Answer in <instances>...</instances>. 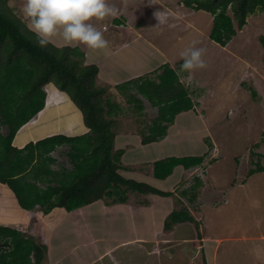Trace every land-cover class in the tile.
<instances>
[{
	"label": "rangeland",
	"instance_id": "374dc122",
	"mask_svg": "<svg viewBox=\"0 0 264 264\" xmlns=\"http://www.w3.org/2000/svg\"><path fill=\"white\" fill-rule=\"evenodd\" d=\"M184 1L108 0L119 10L118 14L122 10L128 15L123 20L124 26L116 22L123 34L131 24L136 28L135 33L142 31V38L122 47L115 57L110 56L115 74L110 76L103 70L104 78L116 81L136 70L146 77L150 72H144L161 61L160 54L172 59L171 67L180 71V51L193 41L197 42L196 47L207 50L204 56L207 67L195 70L191 74L193 83L188 86L197 107L178 114L175 121L168 124L164 138L148 144L141 142L142 131H148L147 126L160 111L139 93L135 84L123 90V86L102 84L98 76L96 81L105 89V108L110 109L109 100L118 105L108 116L114 119V146L124 150L120 159L124 168L120 172L128 178L173 190V195L156 197L127 187L113 193L112 189L103 200L83 207L82 212L59 223L61 229L56 234L49 236L47 229L39 234V242L43 243L41 237L50 242L45 258L47 264H83L92 260L93 264H114V258L119 264H206L204 256L207 264H264V169L258 170V166L264 167V43L261 39L264 10L250 14L236 36L221 45L210 37L213 15L206 10H196ZM10 5L12 11L22 17L23 0H9ZM156 11L167 14L165 24L156 26L158 21L153 15ZM228 13L232 14L230 8ZM119 18H123L122 14ZM114 19H93L91 23L103 34H111L119 30L113 26ZM106 24L113 27L103 31ZM54 38L63 41L60 36ZM115 41L121 42L120 38ZM129 59L142 61L131 68ZM80 61L83 62V58ZM181 74L183 79L189 75ZM47 89L51 96L61 97L56 89ZM132 94L142 98L143 109L129 100ZM59 101L61 103L49 111L54 129L65 128L68 134H79L81 121L71 125L72 109L63 107L62 101L68 102L64 97ZM74 116L75 120L79 119ZM38 120L42 122L43 118ZM77 125L79 127L75 128ZM208 148V155L200 166L188 170L178 166L163 179L154 175L157 160L202 154ZM70 149L71 143L59 148L56 152L59 163L72 162L68 155ZM82 154L79 149L81 159ZM122 198L126 201L122 202ZM126 205L136 211L124 213L121 208ZM181 208L188 209L195 221H182L184 223L165 228V221H170L173 211ZM145 214L146 220L142 217ZM57 217L59 211L52 214L50 221L54 223ZM144 228L148 231L145 234ZM61 232L62 236L57 238ZM136 236L147 243L129 241ZM115 239L126 242L115 244ZM28 244L30 246V241ZM105 249L111 254L114 251V256L104 254ZM138 251L144 258L132 261Z\"/></svg>",
	"mask_w": 264,
	"mask_h": 264
},
{
	"label": "trees",
	"instance_id": "16d2710c",
	"mask_svg": "<svg viewBox=\"0 0 264 264\" xmlns=\"http://www.w3.org/2000/svg\"><path fill=\"white\" fill-rule=\"evenodd\" d=\"M184 2L196 10H206L213 15L210 37L222 45H226L246 25L250 14L264 10V0ZM229 8L232 10L231 15L228 13ZM261 39L264 43V36ZM83 56L84 52L78 46L59 47L51 42L47 47H40L23 18L10 8L9 0H0V181L14 190L22 207L33 209L40 204L46 212L57 206L71 211L103 199L112 189L114 193L121 187L145 194L173 195L170 190L161 189L149 181L128 178L119 171L124 150H113L116 132L113 129L114 119L108 116L114 113L118 105L109 100L107 106L110 109L105 108V89L96 83L99 66L84 64L80 61ZM50 82L64 90L80 108L90 132L75 137L60 133L30 141L22 148L15 146L13 141L20 128L45 107V85ZM129 84H135L139 93L160 111L159 116L147 126L148 131H142L144 144L164 138L168 124L174 122L176 115L196 106L189 87L181 83L178 72L169 63L163 65L157 79L139 76L117 86H123L124 90ZM129 100L139 104V108H144L142 98L137 95L132 94ZM67 142L71 143L69 156L74 168L64 174L52 168L42 173L50 159L49 153ZM79 149L83 151L82 159L78 157ZM207 153L157 160L154 174L165 178L177 166L187 169L200 165ZM263 169L258 166V170ZM30 176L52 182L55 179L59 184L49 185L47 190H43L33 183V178L27 181ZM197 184L200 182L195 187ZM182 221H195L194 215L186 208L173 211L170 221H165V228ZM8 237H12L15 247L9 255L0 254V264H30L28 254L33 247L38 254L44 252L45 247L40 244L29 246L28 242L31 244L32 238H25L20 230L0 225V241ZM204 260L207 264L206 256ZM37 262H40L39 256Z\"/></svg>",
	"mask_w": 264,
	"mask_h": 264
},
{
	"label": "crops",
	"instance_id": "0c3cea01",
	"mask_svg": "<svg viewBox=\"0 0 264 264\" xmlns=\"http://www.w3.org/2000/svg\"><path fill=\"white\" fill-rule=\"evenodd\" d=\"M121 14H122L123 18L122 19H116V17H119V15H121ZM116 17H115L116 20L115 19H114L115 21L112 20V23H113V26H116V28L119 30L118 31H112L111 34L110 33L103 34L105 39L108 41V46L106 48L96 49L94 52V49H90L84 44H75L74 43L71 45V46H79L80 48L82 47L83 48L82 51L84 52V56L82 57L83 63L86 65L92 64V63L97 64L99 66L98 77L101 79L102 84H108V85H112V86L117 85V84H122L123 80H129L131 78H135V77L143 74V73H136V72H139V70H136V71H133V73L130 75H125V77H123V78H119V79L117 78L116 81H110L109 79H106L101 75L103 73L102 72L103 70L105 72H107V74H109L110 76H112V74H115V71L113 69L114 64L111 61L113 59L110 56L113 55L115 57L119 53V51L122 47L132 43L133 41H137L139 38L140 39L142 38V31L135 33L136 28L130 24L128 27L129 30H128V32H126L127 33V39L123 40L124 35L126 33L123 34L124 31L122 29H120L119 25H116L117 24L116 22H119V23H121V25L124 26L123 20L125 17H128V15L123 14V12L121 10V13L117 14ZM91 22H93V21H91ZM113 26L110 25V27H109L107 24L103 25V31H108ZM117 26H119V27H117ZM119 38H120L121 42L115 41ZM52 43H54L55 45H57L59 47H64V46L68 45L64 41H62V40L60 41L59 39L54 38V37L52 38ZM160 55L162 57L161 61L156 66H152V68L150 70H148L144 73H148L150 71H153L156 68L161 67L166 62H169L171 64L172 59L168 58V56H164L163 54H160ZM104 56H105V58H104ZM108 58H109V61H108ZM129 61H130V63L128 64V66H131V68H133V66H136L139 61H142V59L137 60V61H134L133 59H129ZM143 61H145V60H143ZM146 63L147 62H145V65H146ZM173 64H174V62H173ZM113 76L115 78V75H113ZM99 78H97V82H98ZM50 85H52V86L51 87L47 86V88L56 89L57 93H59V95L61 97L51 96L50 92L47 89L48 99H47L46 107L42 111H40L36 116H34V118L32 120L28 121L26 124H24L20 128V130L18 131V133H17V135L13 141L15 146L22 148L30 141H37V140L43 139L45 137H48V136H51L54 134L65 133L68 135L67 129L65 130V128H64V130L67 133L62 129L60 131H57L58 129H54L55 124L52 123V121H51L52 115L51 116L49 115V111L52 110L53 106L61 103L59 101V98H63V97L68 101L67 103L65 101L64 102L62 101V103H64L63 107L65 109H72L71 110V117H70L71 125L74 126L75 122L78 123L81 121V127H80L81 132H79V134H84L88 131V127L84 124L83 115H82L81 110L78 108V106L70 98H68V96L63 91L59 90L55 86L54 83L51 82ZM73 107H74V109H73ZM64 108H59L58 110L63 111ZM47 111H48V116H47ZM74 115H76L79 119L75 120ZM72 116H74V118ZM39 118H43L42 122H39V120H38ZM53 118H55V117L53 116ZM77 127H79V126L78 125L75 126V128H77ZM56 128H58V127H56ZM69 135H76V134H69ZM141 142H142V138H141ZM60 147H62V146L57 147L56 149L51 151V153H49L48 157H50V159L47 160L48 164L44 167V169L42 170V173L43 172L47 173V171L52 168L53 170L58 171L61 174H64L65 171H67V170L71 171L74 168L73 162H70L69 164L59 163L58 158H56V156H57L56 152L59 151ZM136 163L139 164L138 162H136ZM35 173H37L36 170H35ZM31 179L33 180V183H35L36 185H39L40 188H42L43 190H47L49 185H58L59 184L58 181L55 179H53V182H52V181H48V180H41L38 178H34L32 176H30L29 178L27 177L28 182ZM56 211H59V217H57V220L54 223H52L50 221V218H51L52 214L55 213ZM82 211H83V208H82ZM125 211L126 210H123L124 213H125ZM145 212H147V211H145ZM128 213H131V212L129 211ZM72 215H73L72 213H68L67 210L62 208V207H56L50 213H46L42 207H38V208H35L32 210H29L28 208H24L20 204L14 190L12 188H10L7 184L0 182V225L21 230L23 232L22 234L25 238L30 239V240L32 238V243L30 245L41 243V242H39V234L44 233L46 231V229L49 232V236H51L53 233L56 234L57 232H59L61 229V226L59 223L63 224V222L67 219H70ZM142 217L144 220H146V214H145V216L143 215ZM115 220H117V219H115ZM129 223H130V227H132V223L131 222H129ZM143 226H145V224ZM147 232L148 231L144 228V234ZM62 234H63V232H61L59 235H57V238H60L62 236ZM134 238L135 237H133L132 239H134ZM135 239H140V237L136 236ZM40 240L43 241L42 244L45 246H48L50 244L49 239H46V237L43 239L41 237ZM58 240L59 239H57V241ZM61 241H62V238H61ZM120 241H122V240L115 239L113 241V243L118 244ZM139 241L147 243V240H145V239H140ZM139 241H137V242H139ZM0 242L2 244L0 247V254L4 253L5 255H9L8 253L11 252L15 247V243L12 240V237L5 238V239L1 240ZM124 242H126V241H122L121 243L124 244ZM109 248H107V249H109ZM43 251L46 252V247ZM136 254L138 255L137 256L138 260L140 258H144V255L140 251H138V253H136ZM214 254H216V253H214ZM37 255L40 257L39 263L37 262V260H38ZM45 258H46V253L41 252L40 254H38L37 249L34 247H33V249H31V251L28 254V259H29L30 264H47L45 262ZM9 259H12V257L9 256ZM68 261H71L70 258ZM93 263L94 262L92 260V261H86L83 264H93Z\"/></svg>",
	"mask_w": 264,
	"mask_h": 264
},
{
	"label": "clouds",
	"instance_id": "9594fccd",
	"mask_svg": "<svg viewBox=\"0 0 264 264\" xmlns=\"http://www.w3.org/2000/svg\"><path fill=\"white\" fill-rule=\"evenodd\" d=\"M10 7H11V5H10ZM200 10H202V9H200ZM118 11L119 10L115 6L110 5L108 3V0H23V6L20 10V12L22 14L23 21L26 22V26H27L28 30L34 34V36L36 38V43L40 47H47L48 44L52 42L53 37L60 36L63 39V41L68 45H72L74 43L75 44H84L88 48L94 49V50L106 48L108 46V41L105 39L103 33L93 23H91V21L93 19H95L97 21H102L107 17L115 18L118 14ZM153 15L158 21V24L156 26L163 25L167 22V19H168L167 14L164 13L163 11H156V12H154ZM116 19H121V18L116 17ZM196 43L197 42L193 41L191 46L186 47L185 49H183L179 53V57L182 60V63L180 65V71L189 73L187 78L183 79L181 72L178 69H176V67H173L178 72V74L181 78V83H183L185 87L192 85L193 78H192L191 74L195 70L203 69V68L207 67L206 61L204 59V56H205L207 50L205 48H202V47H196ZM166 63H169V62H166ZM166 63H164V64H166ZM163 65L159 68H156L153 71H150L148 77H150L151 79H157L158 74L163 70ZM152 73L155 74L154 77L151 76V75H154ZM139 76H143V75H139ZM139 76H137V77H139ZM137 77H135V78H137ZM135 78H131V79H135ZM50 83H48V84H50ZM48 84H46L45 86L47 87ZM46 87H45V90L47 92V99H48V91H47ZM58 89L61 90L60 88H58ZM61 91H63L68 96V98H70L69 95L64 90H61ZM191 96L193 98L192 93H191ZM47 99H46V105H47ZM46 105H45V107H46ZM196 107H197V104H196L195 108ZM190 110H194V109H190ZM190 110H185V111H190ZM182 112H184V111H182ZM83 121H84V118H83ZM172 123H169V124H172ZM84 124H85V122H84ZM87 127H88V131L84 134H87L88 132H90V127L89 126H87ZM61 134H65V133H61ZM84 134H76V135H69L68 134V136L75 137V136H81ZM65 135H67V134H65ZM64 144H66V143H64ZM64 144L58 145L57 147L63 146ZM67 144H70V142H67ZM119 149L120 148H116L114 146L113 150H114V152H118ZM208 150H209V148L207 149L206 152H208ZM69 151H68V155H69ZM206 157H205V159H206ZM69 158H70V156H69ZM70 160H71V158H70ZM120 165H121V168H120V170H121L124 168V166L122 165V163H120ZM200 165H196L195 167H198ZM190 168H192V167H190ZM190 168H187V169L185 168V169L188 170ZM161 179H163V178H161ZM4 184H6V183H4ZM157 187L161 188V186H159V185H157ZM170 191H172L174 193L173 190H170ZM134 192H137V191H134ZM147 195H149V194H147ZM155 196L156 197L157 196L171 197L172 195L167 196V195L155 194ZM122 202H124V201H122ZM90 204H92V203H90ZM90 204H85V205H83L81 207H77L71 211L66 209L65 207H62V206H57V207H62L64 209H66L68 213H72L74 215L78 211H79V213L82 212V208L85 206H88ZM38 207H42V206L40 204H37L33 209L38 208ZM42 208L45 211L44 207H42ZM132 208L133 207H131L130 205L129 206L126 205V206L122 207L121 209H122V211L126 210L125 213H128L129 211L130 212L136 211V209H132ZM29 210H32V209H29ZM51 211H49V212L45 211V212L50 213ZM78 215H81V214H78ZM188 222H192V221H188ZM181 223H184V222H181ZM140 239H142V238H140ZM140 239L129 240V241L137 242ZM39 244L41 246H45L42 243H39ZM121 245H122V243H121ZM45 247H46V251H48L47 246H45ZM211 251L213 253H215L214 250L209 249V252H211ZM43 253H46V256H47V252H43ZM104 254H108V256H114L115 252L113 251L111 254L110 252H107L105 250ZM131 260L132 261H139L138 258H134ZM145 260L146 259H144L142 261H145ZM113 263L119 264V261L116 258H114Z\"/></svg>",
	"mask_w": 264,
	"mask_h": 264
},
{
	"label": "bare ground",
	"instance_id": "6f19581e",
	"mask_svg": "<svg viewBox=\"0 0 264 264\" xmlns=\"http://www.w3.org/2000/svg\"><path fill=\"white\" fill-rule=\"evenodd\" d=\"M58 96H59V93H58ZM163 262V261H162Z\"/></svg>",
	"mask_w": 264,
	"mask_h": 264
}]
</instances>
